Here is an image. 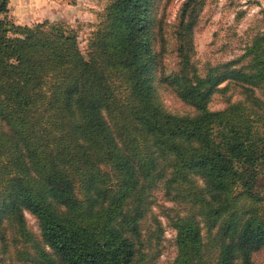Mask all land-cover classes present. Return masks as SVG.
Wrapping results in <instances>:
<instances>
[{
  "label": "trees",
  "instance_id": "obj_1",
  "mask_svg": "<svg viewBox=\"0 0 264 264\" xmlns=\"http://www.w3.org/2000/svg\"><path fill=\"white\" fill-rule=\"evenodd\" d=\"M192 1L177 25L178 70L166 76L156 72L154 0H109L87 57L74 29L0 17V264H157L140 223L160 183L190 209L168 215L171 264H255L264 247V30L240 57L201 73ZM9 2L0 0V15ZM226 81L244 97L210 109ZM162 82L196 113L169 112ZM163 233L156 220L151 237Z\"/></svg>",
  "mask_w": 264,
  "mask_h": 264
},
{
  "label": "rangeland",
  "instance_id": "obj_2",
  "mask_svg": "<svg viewBox=\"0 0 264 264\" xmlns=\"http://www.w3.org/2000/svg\"><path fill=\"white\" fill-rule=\"evenodd\" d=\"M25 1L27 0H10L7 15H0V17L6 16L21 25H34L48 21L50 24H61L66 28L74 29L78 34L80 48L87 57L90 51V37L99 22V15L102 14L109 0H85L81 1V4L80 0H62L72 11L63 15V18L59 20L24 10ZM50 1L53 0H35V7L46 13L50 10L47 4ZM187 1L189 0H154L151 15L154 29L159 34L157 48L161 51V65L156 71L158 76L160 74L166 76L178 70L177 25ZM192 4H195L196 14L192 55L201 73H204L209 65L224 63L240 57L246 45L264 30V0H193ZM51 10L53 12L57 8ZM26 21L30 24H24ZM246 63L247 60H243L238 65ZM167 86L162 82L158 87L159 99L163 106L173 114L194 115L195 108L178 97ZM219 87L223 89L215 92L209 99V107L212 110L222 109L229 102L244 97L243 87L238 84L226 81ZM256 93L264 99V87H256ZM198 183L202 184L200 178ZM263 183L264 176L260 178L256 189L262 190ZM149 201L150 211L145 214L140 223L145 250L151 262L171 264L177 254L176 231L172 228L168 215L182 214L190 209L184 202L167 196L161 183L152 190ZM24 217L28 228L41 240L36 217L28 210L24 211ZM156 220H159L164 228L160 242H157V238L151 237L150 234V229L156 226ZM203 233L207 235L204 227ZM253 258L255 264H264V247L255 252Z\"/></svg>",
  "mask_w": 264,
  "mask_h": 264
},
{
  "label": "crops",
  "instance_id": "obj_3",
  "mask_svg": "<svg viewBox=\"0 0 264 264\" xmlns=\"http://www.w3.org/2000/svg\"><path fill=\"white\" fill-rule=\"evenodd\" d=\"M34 1L35 0L25 1V5H23L24 10H28L29 12L35 13L37 15L45 16L48 18L50 17V18H53L54 20L55 19L59 20V19L63 18V15L69 14L72 11V10L68 9L69 7H67L65 5L66 2H63L64 0L63 1L62 0H53V1H50L49 3H47L48 9H50V10L48 12L44 13L41 9H38V7H35L36 3ZM81 1H85V0H80L79 1L80 4L82 3ZM55 8H57V10L52 12L51 9H55ZM28 21L24 22V24H30V23H28ZM91 22H93V21H91Z\"/></svg>",
  "mask_w": 264,
  "mask_h": 264
}]
</instances>
